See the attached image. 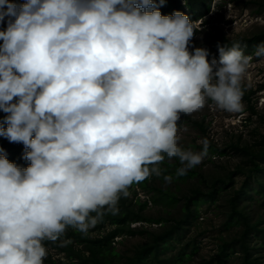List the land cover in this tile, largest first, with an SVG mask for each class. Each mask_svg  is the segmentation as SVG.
I'll use <instances>...</instances> for the list:
<instances>
[{"label":"clouds","instance_id":"clouds-1","mask_svg":"<svg viewBox=\"0 0 264 264\" xmlns=\"http://www.w3.org/2000/svg\"><path fill=\"white\" fill-rule=\"evenodd\" d=\"M163 3L0 0V137L29 162L0 149V264H44L46 241L66 246L69 227L87 235L133 185L171 183L165 158L179 161L176 177L202 164L209 142L182 147V115L209 102L243 110L252 56L238 43L217 44L218 59L190 51L196 24L162 15Z\"/></svg>","mask_w":264,"mask_h":264},{"label":"rangeland","instance_id":"rangeland-1","mask_svg":"<svg viewBox=\"0 0 264 264\" xmlns=\"http://www.w3.org/2000/svg\"><path fill=\"white\" fill-rule=\"evenodd\" d=\"M26 2V0H17V5ZM199 33L191 39V50L195 47H204L209 50V55L213 54V47L217 43H222L226 40L229 42L241 41L243 39H251L259 34H264V0H212L211 10L203 21L194 22ZM6 26L5 23H0V30ZM257 46L252 48V51L247 56H252V61L249 65V72L244 81L243 95V110L239 113H228L220 111L212 102H209L203 109L189 115L191 120L184 121L181 119V146L185 149L199 151L202 148L201 140L207 139L209 149L217 147L221 153H212L208 151V156L203 163L196 166L199 176L190 179L186 182H165L161 177H155V185L169 193L176 194L181 203L178 206L165 208L164 205H155L152 201L155 194L148 191H142L140 188H135L137 196L133 194L132 199L149 201L147 214L152 217H164L166 219H180L182 215L181 206L184 196L189 194L193 188L202 187L209 188V184L213 180L219 178H227L233 173L244 168L245 173L233 175L234 179L230 186L224 188L218 194L215 201H208L199 207V218L187 226L186 235L181 242L175 241V248L168 251L170 255L176 253L182 246L191 244L190 252L194 246H197V251L194 253L188 264H207L213 263L218 252V246H221L222 240L233 241L239 238L243 231L241 224L227 226L229 215L231 212L230 199L234 196L235 191H238L246 181L251 183L253 198L246 199L241 204L242 207H247V213L254 222L260 221L261 228L264 229V189H261L256 183V177L248 178L252 163L250 158L242 153V148L245 146L251 149L259 150V145L264 140V58H257L254 52ZM209 59V58H208ZM5 113L0 110V124H2V116ZM198 122L195 126L191 121ZM186 129V131H185ZM239 147L240 150L235 148ZM174 162L173 159H169ZM255 180H254V179ZM264 184V172L259 176ZM168 207V206H166ZM100 223L90 229L88 236L90 238L104 235L112 230L105 224L98 226ZM169 225V224H168ZM135 228H145L150 232H159L160 225H148L137 223L132 225ZM261 234V233H260ZM253 234L250 239L252 244L260 248L264 245V234ZM151 241V236L148 234L124 236L117 238L113 243L116 251L124 256H129L133 253L137 246L147 244ZM82 247V246H80ZM237 253L229 258L230 264H243V258L237 247ZM257 252V251H256ZM261 257L264 259V248L260 250ZM66 261L65 255L54 249H48V256L44 260V264H50L48 260ZM123 260L114 261V264H123ZM215 264V263H214Z\"/></svg>","mask_w":264,"mask_h":264},{"label":"trees","instance_id":"trees-1","mask_svg":"<svg viewBox=\"0 0 264 264\" xmlns=\"http://www.w3.org/2000/svg\"><path fill=\"white\" fill-rule=\"evenodd\" d=\"M16 1L17 0H12V2ZM157 3H159V0H157ZM211 5L212 0H164L163 5L160 6V11L162 15H170L175 11H180L187 15L192 22H197L199 20L203 21V19L209 15ZM198 33V30L194 31L192 38ZM262 42H264V34L256 35L254 38L248 40L243 39L241 41L233 42L226 40L222 42L221 45L225 44L228 47H231L233 43H238L244 54L249 55L252 48ZM217 44L213 47L214 52L209 55V60L213 57H216L217 59L219 58ZM6 115L7 114L5 113V115L2 116V123ZM181 119L184 121L191 120L189 115H182ZM191 123L195 126L199 125L197 120L191 121ZM4 126L6 127L7 125L5 124ZM0 149L4 150V153L7 154V158L11 162H14L21 167L28 166L29 162L23 158L25 149L22 143H10L6 138L0 137ZM235 149L240 150L239 147H236ZM208 151L218 154L221 153L217 147H212L211 150L208 149ZM241 151L250 158L252 163L251 169L248 172V178L250 179L253 176L256 177L255 183L261 189H264L263 180L259 178L260 174L264 172V140L261 141L259 150L257 151L248 146L242 148ZM160 166L162 169L166 170L164 175H172L173 181L175 182H186L199 176L198 171L193 168L189 170L186 175L176 177V169L180 167V164L175 158L174 162H170L168 158H165ZM239 168L238 171L225 179L219 178L213 180L212 183L209 184V188H193L189 194L184 196L180 219L170 220L164 217L156 218L149 216L146 212L149 207V201L147 200L143 202L139 198L136 200L131 198L133 194L137 196L135 188L138 187L142 191H148L155 194L152 199L155 205L162 204L167 209H172V207L178 206L181 203L180 198L174 193L165 192L159 189L154 183L156 176H152L139 184H135L129 189L130 195L127 198L121 197L118 204L119 213L117 215L107 213L99 222L100 224L98 226L102 227L105 224H108L112 230L104 235L90 238L88 235L82 234L76 229L69 227L62 237V240L68 241L66 246L61 247L60 241L55 243L49 241L45 242L48 249H54L59 253H63L66 261L60 259L53 260L50 258L48 262L50 264H114V261L117 258V260H123V264H188L194 253L197 251V246H194L190 252L189 247L191 244L188 243L185 246H182L176 253L170 255L166 253L175 248V241H182L186 235L187 226L199 218L200 205L207 203L208 201H215L218 198V194L221 193L224 188L232 184L234 179L233 175H237L240 172H246L244 168ZM254 190V188L251 189V183L246 181L238 191H235L234 196L230 199L231 212L227 226L241 224L243 226V231L239 238L234 239L233 241H226L223 239L221 246H218V252L214 262L207 264H230L228 260L231 255L238 252L237 247L240 248L239 252L243 258V264H264V259L260 256V250L264 248V245H261L259 248L250 241L254 233H257V235L260 233V235H262V233L264 234V229L261 228L262 223L260 221L254 222L252 220L250 214L247 213V207L241 208V204L244 200H250L253 198ZM137 223L160 225L161 228L159 232L152 233L144 227L140 229L132 227V225ZM144 234L150 235L151 241L147 244L137 246L129 256L122 255L120 252L116 251L113 246V243L117 238Z\"/></svg>","mask_w":264,"mask_h":264}]
</instances>
